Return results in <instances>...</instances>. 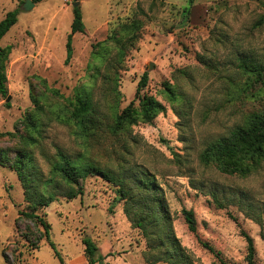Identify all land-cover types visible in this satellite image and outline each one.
I'll return each mask as SVG.
<instances>
[{
    "label": "rangeland",
    "instance_id": "374dc122",
    "mask_svg": "<svg viewBox=\"0 0 264 264\" xmlns=\"http://www.w3.org/2000/svg\"><path fill=\"white\" fill-rule=\"evenodd\" d=\"M77 1L84 30L73 35L66 63L74 0H41L29 10L23 0H0V19L19 9L0 40L12 46L7 95L0 94V150L13 157L25 147L44 177L49 164L42 152L56 148L103 168L142 166L161 186L173 231L194 264H248L241 230L254 240L255 264H264V159L246 176L200 161L209 142L264 112V81L241 68L242 60L264 64V0ZM144 72L148 82L141 94L165 110L151 122L114 131L115 116L131 101L139 109L134 96ZM170 92L179 100L172 101ZM86 96L95 113L81 130L72 110ZM34 99L41 106L36 130L20 123ZM180 106L182 116L175 111ZM82 184V195L68 200L58 194L37 210L63 264H88L85 236L104 255L95 264H147L146 238L125 216L117 186L97 175ZM25 207L16 172L0 162V264H7L5 254L14 264H62L46 239L37 247L25 239L26 226L28 237L43 231L32 221H17ZM183 208L193 210L195 232L187 228Z\"/></svg>",
    "mask_w": 264,
    "mask_h": 264
},
{
    "label": "trees",
    "instance_id": "16d2710c",
    "mask_svg": "<svg viewBox=\"0 0 264 264\" xmlns=\"http://www.w3.org/2000/svg\"><path fill=\"white\" fill-rule=\"evenodd\" d=\"M39 1L41 0H33V2ZM18 11V8L7 11L4 17L0 19V40L17 22ZM72 13L70 33L67 35L65 45L66 63L72 56L73 35L84 30L80 7L78 5L73 6ZM11 48V45H0V94L3 96L7 95L6 65ZM241 68L264 81L263 63L242 60ZM147 82L148 75L144 72L137 83L134 96L138 100L139 109L133 107V101H131L119 115L115 116L114 131L121 130L138 120L151 122L159 112L165 110V106L153 96L141 94ZM179 98V95L170 92L172 101H178ZM187 103L190 104V102ZM40 109V104L34 99L33 110L28 112L20 120V123L27 129L36 130ZM180 109L182 111L175 108L178 116L186 113L182 106ZM35 112L37 113L35 114ZM92 113L94 114L95 111H93V105L88 96L78 98L72 110V117L81 130L87 128L88 123L93 122ZM25 137L31 141L30 144H35L38 141L34 135ZM42 155L49 164L48 174L45 177L36 168L31 152L25 147L17 148L13 157H10L5 149L0 150V162L6 163L16 172L23 187L26 207L25 210L19 212L17 221L23 218L32 221L35 225L39 224L43 228V231H39L38 235L28 237L26 226L24 237L32 247H37L43 238L46 239L53 248L54 254L63 264L59 252L49 238V223L37 213V210L47 207L58 197V194L65 196L68 200L82 195L83 180L88 175H97L117 186L119 198L124 199L123 211L125 216L131 225L138 228L146 238L147 249L144 252V259L147 264L158 262L194 264L190 254L181 245L173 231L172 219L163 190L152 172L142 166L137 169L134 167L130 171H126L124 167L117 170L103 168L83 156H71L60 148H56L53 154L42 152ZM262 159H264V112L251 114L244 124L236 125L227 134L215 138L200 153V161L203 164H214L221 173L239 176H246L251 173ZM212 195L215 198L213 193ZM182 215L187 228L191 232H195L196 220L193 210L183 208ZM16 227L19 229L17 225ZM241 234L246 240L247 263L255 264L254 240L244 230H241ZM82 243L88 264H95L104 259V255L98 252L97 244L89 236L83 237ZM202 245L216 255L220 254L207 242H202ZM4 259L7 264H14L6 254Z\"/></svg>",
    "mask_w": 264,
    "mask_h": 264
},
{
    "label": "water",
    "instance_id": "95a60500",
    "mask_svg": "<svg viewBox=\"0 0 264 264\" xmlns=\"http://www.w3.org/2000/svg\"><path fill=\"white\" fill-rule=\"evenodd\" d=\"M35 2H33V0H23V9L24 10H29ZM79 4V1H75L73 3V6H77ZM153 68V62H149L147 69L150 70ZM10 99V96L8 95L6 97V101H8Z\"/></svg>",
    "mask_w": 264,
    "mask_h": 264
}]
</instances>
